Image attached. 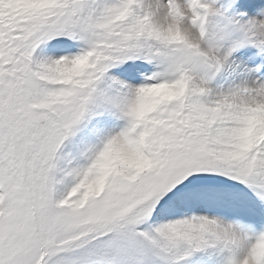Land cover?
I'll return each mask as SVG.
<instances>
[{
    "label": "snow or ice",
    "instance_id": "snow-or-ice-1",
    "mask_svg": "<svg viewBox=\"0 0 264 264\" xmlns=\"http://www.w3.org/2000/svg\"><path fill=\"white\" fill-rule=\"evenodd\" d=\"M0 264H264V0H0Z\"/></svg>",
    "mask_w": 264,
    "mask_h": 264
}]
</instances>
